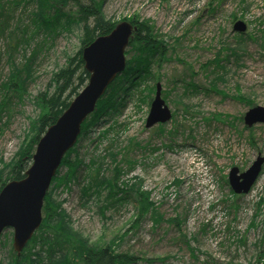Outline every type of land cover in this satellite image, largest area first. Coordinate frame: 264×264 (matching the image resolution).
Listing matches in <instances>:
<instances>
[{"label":"rangeland","instance_id":"obj_1","mask_svg":"<svg viewBox=\"0 0 264 264\" xmlns=\"http://www.w3.org/2000/svg\"><path fill=\"white\" fill-rule=\"evenodd\" d=\"M102 1L105 19L116 26L130 22L136 31L137 22L147 23L165 44L162 56L150 60L151 77L82 133L76 154L71 149L73 160L79 154L84 164L96 163L101 177L116 176L117 166L122 174L117 184L133 195L120 194L123 203L108 209L109 190H92L83 199L87 171L70 189L57 190L52 183L49 193L89 246L111 245L136 257L134 264H264V164L248 194L236 195L228 180L232 168L243 173L264 158V123L247 126L244 120L248 110L264 108V0ZM36 8L20 3L16 18L31 26ZM64 10L76 12L71 3ZM62 21L38 54L23 103L14 104L10 119L3 120L8 122L0 131L4 179L37 134L36 97L54 93V74L83 46V25ZM237 22L246 24L244 34L234 30ZM35 34L15 53L18 64L44 40L45 33ZM6 43L0 37V83L10 71ZM158 84L173 117L147 129ZM138 190L148 193V210L137 205ZM13 238V229L0 234V264H12Z\"/></svg>","mask_w":264,"mask_h":264},{"label":"trees","instance_id":"obj_2","mask_svg":"<svg viewBox=\"0 0 264 264\" xmlns=\"http://www.w3.org/2000/svg\"><path fill=\"white\" fill-rule=\"evenodd\" d=\"M20 3L24 6H29L31 3L37 5L36 11H33L30 19L31 26H23L22 20L16 18L15 8ZM68 3L75 7L76 12L74 14L64 10ZM102 6V0H87L86 3H83L82 0H22L20 2L17 0H0V37L7 42L6 53L10 68L8 76L0 83V131L7 125L5 123H8L3 122V120L11 117L13 105L23 103L28 93V86L35 80L38 54L47 48L48 40H52L57 34L58 26L61 28L64 26L62 20L64 19L68 24H73V22L81 24L85 31L82 48L75 57L68 60L65 69L54 74V93H41L36 97L35 102L38 103L41 111L37 125H35L37 134L28 142V148L21 153L16 163L11 167L12 169L6 179L0 177V193L8 182L25 179L39 139L50 126L57 122L74 100V97L87 84L90 75L84 68L85 64L81 54L83 48L89 46L99 36L109 35L116 27L115 22L105 19ZM136 24L139 30L133 35L127 50V56L130 57L127 61L128 66L123 75L113 82L99 101L97 110L82 125V133L88 132L103 114L114 109L118 102H122V95H125L129 89H133L149 79L151 77L150 60L155 59L157 54L161 53L162 56V47L165 44L156 39L153 29L147 23L140 24L137 22ZM32 26L35 31L29 35ZM35 32L45 33L44 40L36 43L37 45L29 55L24 54L23 63L18 64L15 61V53L22 46H27L34 36L38 35ZM190 88H193V91L197 90V86L193 84ZM159 126L162 127V125ZM73 150L75 152V148ZM71 153L72 150L67 153L61 164L62 167H66V172L63 174L58 172L53 181V185H55L53 188L56 187L57 190L62 187L70 189V185L80 178L78 175L87 171L85 173V186L84 184L81 186L83 199L84 197L90 198L92 190L100 188L109 190V202L106 204L108 209L118 203H123L122 201L129 192L133 195V189L125 192L117 184L122 176L121 170L117 166L114 169L116 176L107 179V177H101L102 170L96 163L90 161L88 164H84L85 162L78 158L79 154L73 160ZM104 186L107 187L104 188ZM125 186L128 187V185ZM137 193L139 195L135 199L137 205L146 206L145 209L148 210L151 207V203L147 204L148 193L142 190H138ZM120 194H123L124 198H120ZM45 199L43 207L45 217L41 228L33 236L20 257L16 256L15 251L12 250V264H134L137 262L136 257L132 255L115 252L111 245L98 248L89 246L87 241L72 230L70 220H68L65 211L62 210V204L53 198L52 191ZM139 211L140 214H143L144 209L140 208Z\"/></svg>","mask_w":264,"mask_h":264},{"label":"water","instance_id":"obj_3","mask_svg":"<svg viewBox=\"0 0 264 264\" xmlns=\"http://www.w3.org/2000/svg\"><path fill=\"white\" fill-rule=\"evenodd\" d=\"M234 30L244 34L247 26L244 22H237ZM134 31L136 28L133 24L121 22L109 35L99 36L83 48L81 54L84 68L90 75L88 83L38 141L25 179L11 181L2 189L0 234L13 229V245L17 256L20 257L43 223L45 198L64 157L78 143L82 125L97 110L98 102L111 84L127 68L126 50L130 46ZM155 95L147 116V129L166 124L172 118L170 107L162 99L160 84ZM244 120L247 126L264 123V108L258 106L248 110ZM263 164L264 158L260 157L246 172L240 173L239 168H232L228 178L231 189L237 195L248 194L258 180Z\"/></svg>","mask_w":264,"mask_h":264}]
</instances>
